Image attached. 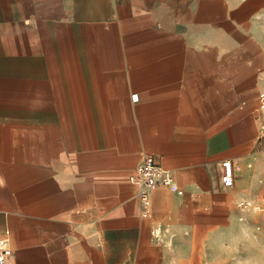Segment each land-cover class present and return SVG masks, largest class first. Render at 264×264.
<instances>
[{
	"label": "crops",
	"instance_id": "obj_1",
	"mask_svg": "<svg viewBox=\"0 0 264 264\" xmlns=\"http://www.w3.org/2000/svg\"><path fill=\"white\" fill-rule=\"evenodd\" d=\"M263 98L264 0H0L9 264H230L264 208ZM146 156L173 181L147 219Z\"/></svg>",
	"mask_w": 264,
	"mask_h": 264
},
{
	"label": "built area",
	"instance_id": "obj_2",
	"mask_svg": "<svg viewBox=\"0 0 264 264\" xmlns=\"http://www.w3.org/2000/svg\"><path fill=\"white\" fill-rule=\"evenodd\" d=\"M136 98V97H135ZM264 108V98L262 101ZM130 181L138 188V199L142 208V217L147 219L152 212L151 194L160 185H173L171 173L164 170L153 156H146L131 175ZM222 181L225 187L234 185V170L231 161L223 162ZM12 251L6 247L5 241L0 240V264H9Z\"/></svg>",
	"mask_w": 264,
	"mask_h": 264
},
{
	"label": "rangeland",
	"instance_id": "obj_3",
	"mask_svg": "<svg viewBox=\"0 0 264 264\" xmlns=\"http://www.w3.org/2000/svg\"><path fill=\"white\" fill-rule=\"evenodd\" d=\"M253 214L254 216L251 219H253L254 223L252 222L251 225H249L246 217H240V227L233 229L232 259L229 261L230 264H262V261L258 263L255 257L257 256V252H260L259 250L264 251V245L257 244L252 238L260 232L259 228L262 226L261 221H264V208L260 207L259 210L253 212ZM229 247L230 245H228V251ZM218 252H220L218 255L224 256V249H218ZM250 254H254L252 260L248 259V257L251 256ZM221 263L225 264V261L222 260Z\"/></svg>",
	"mask_w": 264,
	"mask_h": 264
}]
</instances>
